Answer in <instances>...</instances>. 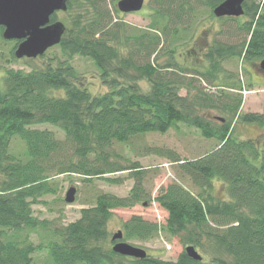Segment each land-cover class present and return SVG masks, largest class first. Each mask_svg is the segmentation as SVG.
<instances>
[{"label": "trees", "instance_id": "trees-1", "mask_svg": "<svg viewBox=\"0 0 264 264\" xmlns=\"http://www.w3.org/2000/svg\"><path fill=\"white\" fill-rule=\"evenodd\" d=\"M118 1L67 0L65 32L54 46L61 54L56 66L28 73L11 69L0 79V264H31L35 248L27 236L39 231L47 238L41 244L50 264H205L185 251L165 261L120 256L111 250L114 242L104 247L113 210L151 202L166 212L164 222L133 215L122 224V240L145 243L163 232L216 264H264V148L234 134L237 122L264 126V114H241L239 82L223 64L238 59L256 67L264 59V0H245L238 18L214 16L224 0H149L146 29L117 20ZM199 8L214 22H235L245 37L178 53L202 22ZM243 16L247 21L239 20ZM2 32L0 27V40L13 43L11 62L19 60L14 54L18 41L4 40ZM75 57L91 61L105 92L88 91L70 64ZM143 80L148 90L139 86ZM178 125L217 145L183 162L173 152L147 148L177 164L176 180L151 199L142 188L139 164L114 165L109 151L114 144L165 134ZM39 126L53 127L63 137ZM16 140L23 144L22 153L12 152ZM121 171H130L135 181L127 197L98 193L77 220L52 228L33 215L34 205L46 206L43 198L57 192L52 175L73 173L91 182ZM214 182L223 186L224 198L217 196Z\"/></svg>", "mask_w": 264, "mask_h": 264}, {"label": "rangeland", "instance_id": "rangeland-1", "mask_svg": "<svg viewBox=\"0 0 264 264\" xmlns=\"http://www.w3.org/2000/svg\"><path fill=\"white\" fill-rule=\"evenodd\" d=\"M148 3L149 0H144V6L139 12L119 13L120 17L117 20L130 25V27L146 29L150 23L149 15L151 14V10L147 6ZM200 9L202 8L198 9L197 17H199L198 21L202 22L195 29V34L191 38L192 40L177 49L178 53L192 51L194 47L205 50L214 40L223 41L231 45L245 37V34L243 35V32L237 29L235 22L220 21L218 19L214 22L205 10ZM55 17L56 21H60L66 25L68 21L66 13L58 12ZM239 20L243 22L247 21V18L243 16ZM198 37L200 39H197ZM11 46H13V43H5L0 40V79L1 77L3 78L5 71L11 69L28 73L35 68L38 69L48 65L55 67V57L61 58L59 49L52 47L41 57L33 59L22 58L11 62L12 59L9 57ZM187 62H191V59L188 58ZM70 64L78 73L79 78H83L82 81L91 94L96 95L107 90V87L99 79V73L93 67L91 61L75 57ZM223 64L226 72L232 73V76L239 82L240 88L237 94L241 96L242 100L240 107L241 114H264V72L259 70L258 64L256 63L255 67L251 63H242L238 59H230ZM138 83L143 90H148L149 84L147 81L143 80ZM205 87H207L208 91L214 90L212 87ZM234 93L236 94V92ZM181 94L184 95L185 91H182ZM213 116L222 117L218 112H213ZM36 128H48L55 133L56 137H63L53 127L39 126ZM234 134L242 139H250L261 145V149L264 148V126L237 122L234 125ZM140 136L133 138L128 144H114L109 151V157L112 164L115 165L116 163L122 167L138 163L139 169H141L144 175L141 183L142 188L147 195H150L151 199L157 196L159 188H164L176 180L177 164L171 163L167 158L145 152L147 148L173 152L183 162L199 158L217 145V142L214 140H206L196 130L186 128L183 125H178L176 129H171L165 134L147 133ZM11 145L14 154L23 152V144L18 142V140L12 141ZM130 177V171H121L90 179L91 182H84L85 177L73 173L52 175L51 178L54 181V186L57 187V192L55 195H47L43 198L46 206L42 204L34 205L32 207L33 215L39 218V221L47 222L46 224L49 228H52L53 225L68 224L79 218L81 209L94 204L98 193H109L118 197H127L135 183ZM113 178L120 179L122 181L121 184L113 185L104 180ZM183 183L185 186L189 185L187 181ZM214 185L217 196L224 198L223 186H219L217 182H214ZM72 187L76 189L75 200L72 204H67L64 201L65 195ZM220 189L221 191L219 192ZM112 213V217L106 227L109 234V238L104 246L106 248L111 247L112 237L118 231H122V224L129 220L131 216L137 215L147 221L160 224L164 222L167 216L166 212L155 202H151L150 204L140 203L131 209L113 210ZM26 233L27 231L24 230L23 234ZM36 233H27L29 234L27 236L28 241L35 248L33 250L34 253L30 256V262L31 264H50L46 246L41 244L44 240H47L44 236L45 233L41 231ZM122 242L144 250L151 257L165 261H174L185 251L177 238H169L163 232L155 235L150 241L145 243L126 240H122ZM196 252L204 259L205 264H216L211 262L209 256L201 254L198 251Z\"/></svg>", "mask_w": 264, "mask_h": 264}, {"label": "water", "instance_id": "water-1", "mask_svg": "<svg viewBox=\"0 0 264 264\" xmlns=\"http://www.w3.org/2000/svg\"><path fill=\"white\" fill-rule=\"evenodd\" d=\"M245 0H224L214 10L216 18L243 15ZM144 0H119L117 9L123 14L139 12ZM67 0H0V27L2 37L6 41H18L15 49L17 59H33L42 56L48 49L58 45L65 32V25L51 22L50 18L57 12H65ZM264 72V59L258 65ZM76 189L70 188L65 195V203L72 204ZM122 233L118 231L111 239L114 244L111 250L123 257L144 259L147 253L132 245L122 242ZM186 256L196 262H201V256L193 247H186Z\"/></svg>", "mask_w": 264, "mask_h": 264}, {"label": "flooded vegetation", "instance_id": "flooded-vegetation-1", "mask_svg": "<svg viewBox=\"0 0 264 264\" xmlns=\"http://www.w3.org/2000/svg\"><path fill=\"white\" fill-rule=\"evenodd\" d=\"M57 13H58V12H57ZM57 13H56V14H57Z\"/></svg>", "mask_w": 264, "mask_h": 264}]
</instances>
